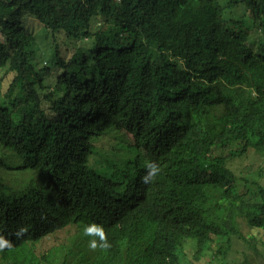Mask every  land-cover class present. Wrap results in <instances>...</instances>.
<instances>
[{
	"label": "trees",
	"instance_id": "trees-1",
	"mask_svg": "<svg viewBox=\"0 0 264 264\" xmlns=\"http://www.w3.org/2000/svg\"><path fill=\"white\" fill-rule=\"evenodd\" d=\"M25 16L46 29L61 79L32 63ZM58 36L87 52L65 58ZM4 67L0 264H60L35 248L79 221L102 231L79 264H180L188 251V264L209 252L264 264L252 233L264 232V172L229 168L264 152V0H0ZM103 137L112 160L123 153L113 180L91 164H108ZM149 163L147 214L131 208L141 197L117 195Z\"/></svg>",
	"mask_w": 264,
	"mask_h": 264
},
{
	"label": "rangeland",
	"instance_id": "rangeland-1",
	"mask_svg": "<svg viewBox=\"0 0 264 264\" xmlns=\"http://www.w3.org/2000/svg\"><path fill=\"white\" fill-rule=\"evenodd\" d=\"M228 0H220L223 6H226ZM227 13H233L234 11L231 9H228L227 7L224 8ZM23 24L25 28L27 29V32L31 33L35 37V44L31 46V51L33 52V55L31 57V61L34 65H37L36 67L38 70L40 68L45 69L43 71V75L46 77L45 79L48 82H51L56 79H61L60 74L53 70V66L55 63L54 55L52 50L55 48V45L51 40L48 38L49 35H46V29L40 25L36 20L29 18V17H23ZM253 32H251V35H253ZM254 38H257L258 36L253 35ZM57 43V48L59 51H61V54L64 55L65 58H69L72 55V52L74 51L72 48L74 47H81L85 52H87L86 49V43L75 42L72 43L68 40H66L62 36H58V38L55 39ZM42 64H45V66H42ZM45 67V68H44ZM6 67L0 69V98H2V95L5 93L7 86L10 83L11 75L9 73H6L5 71ZM111 139L110 138H103L99 143H97V147H99V151L103 150L104 148H108L110 146ZM112 150L110 149L107 154V159L112 154ZM98 154H100L98 152ZM131 154V153H130ZM123 155V153H120V156H118V159ZM102 163V169L99 170L101 174L112 178L115 175L114 170L110 167L109 164L105 163L104 160L100 159L97 156L93 157L91 159V164L95 165L97 162ZM10 164L14 165L10 162ZM236 175V177H245L248 180H251L255 177L258 171L264 172V152H254L252 150L248 151L244 156L241 158L235 159L234 162L229 166ZM256 173V174H255ZM10 182H12L9 179ZM253 188H255L253 186ZM207 191H210L208 188ZM210 195L212 196L211 202H215L216 198L219 196V192L215 191L214 193L211 192ZM77 228H71L70 231L76 232ZM92 231H89V233L92 235ZM253 234L256 235V237L260 241L259 249L264 255V232L261 229L253 230ZM73 237H67V241L62 240L59 236L57 237H51L47 240H45L41 245L40 248L44 249H50V247H59L60 249H65L71 246ZM191 253L188 251V254L186 255L185 259H182L180 264H188V261L191 260ZM211 254L210 252L207 253L203 259V264H217V262L213 261L211 262ZM194 264H197L195 261H192Z\"/></svg>",
	"mask_w": 264,
	"mask_h": 264
},
{
	"label": "clouds",
	"instance_id": "clouds-1",
	"mask_svg": "<svg viewBox=\"0 0 264 264\" xmlns=\"http://www.w3.org/2000/svg\"><path fill=\"white\" fill-rule=\"evenodd\" d=\"M103 138H107V137H103ZM102 139H100L97 143H99ZM97 143H95V145H97ZM109 147L104 148V151H103L104 154L109 151ZM108 159H109L108 164L114 170L115 175L112 178L107 177L101 173L100 175L104 178L113 180L116 178L118 174V168L113 167L114 161L116 160L119 161V159H118V156L117 158H115V160H112L110 157ZM129 167H132V166L130 165ZM147 167L149 171L147 174L144 173L143 177H139L138 174L128 175L127 179L119 187V189L123 190V192L121 194H118L117 196H122L124 198L130 197V196L141 197L142 201L133 205L131 208L137 210L138 212H144L148 214L151 211V205L148 204L144 199L148 195V188H149V186H147L148 179L151 176H154L159 171V168L155 163H149ZM120 175L117 177V179L120 177ZM71 228H77L76 232L74 231L71 232L70 231ZM92 229L94 232L91 235L89 231H92ZM57 236H59L64 241H67V237L74 236V238L72 239L71 246L65 249H60L59 247H54V246L50 247V249L48 250L44 248H40V245L45 240L51 237H57ZM101 237H102V231L100 229L98 228L96 229L90 223H84V221H79L76 224H71L67 226L65 229L61 231H56L52 235L47 236L43 240H41L40 241L41 243H39L37 247L35 248L36 249L35 254L41 255L44 251H47V252L49 251V252H53L54 256H58V263L60 264L61 263L79 264L82 261L84 262L86 260H89L92 257V255H94V252H100L98 251L99 248L97 246V243L100 241Z\"/></svg>",
	"mask_w": 264,
	"mask_h": 264
}]
</instances>
